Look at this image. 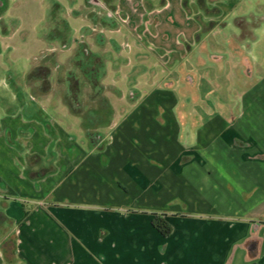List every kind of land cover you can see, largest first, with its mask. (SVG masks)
Returning <instances> with one entry per match:
<instances>
[{
  "label": "rangeland",
  "instance_id": "1",
  "mask_svg": "<svg viewBox=\"0 0 264 264\" xmlns=\"http://www.w3.org/2000/svg\"><path fill=\"white\" fill-rule=\"evenodd\" d=\"M4 1L7 12L0 15V35L4 38L0 130L10 118L22 114L17 113L21 101L16 103L15 88L29 103L32 94H46L38 98L45 112L39 118L47 126L57 125L65 136L57 130L48 133L52 141L63 137L64 142L60 148L47 147L38 163L45 169L41 173L52 174L60 159L100 157L97 153L104 151L103 160L109 165L94 162L91 173L110 181L111 204H120L123 199L112 185V179L120 176L127 181L126 203L180 216L186 208L197 206L201 190L209 191L215 184L221 191L228 189V183L233 186V166L212 165L203 182L198 175L202 165L197 155L201 154L188 152L199 138L194 123L203 127L214 115L260 112L264 106V0H121L115 4L116 11L112 0H107L105 9L86 0ZM54 1L61 5L60 18L65 23L60 33L66 48L62 42L48 45L46 41ZM108 14L115 24L105 21ZM35 58L39 59L33 69L40 66V75L47 78L41 88L28 79ZM88 61L92 66L86 65ZM145 100L148 108H139ZM140 109L159 111L158 122L166 124L159 127L173 130L172 143L180 142L184 147L181 163H174L179 151L176 147L168 149L170 158L165 161L164 130L154 131L160 157L154 163L142 158L148 153L145 146H135V139L144 141L142 125L140 129L131 125L124 131L116 130ZM228 121L232 122L231 118ZM92 146L99 152L91 154ZM228 154L221 151L216 155L225 159ZM218 168L221 179L214 172Z\"/></svg>",
  "mask_w": 264,
  "mask_h": 264
},
{
  "label": "crops",
  "instance_id": "2",
  "mask_svg": "<svg viewBox=\"0 0 264 264\" xmlns=\"http://www.w3.org/2000/svg\"><path fill=\"white\" fill-rule=\"evenodd\" d=\"M112 1L115 8L121 0ZM6 12L7 9L3 13ZM2 40L0 35V53ZM34 82L35 87L41 88L42 81ZM8 83L12 88L14 81ZM12 92L16 103L21 101L17 113L22 114L10 118L0 130V212L7 218L0 222V264H264V106L260 112L214 115L203 127L194 123L199 128V138L197 146L188 153L201 154L197 155L202 165L199 178L207 181L214 164L233 166L234 184L231 187L228 183L225 191L216 184L209 191L201 190L197 206L186 208L180 216L153 212L136 202L126 203L127 181L120 176L112 179V185L118 198L123 199L120 204H111L110 181L91 173L94 162L109 165L108 160H103L104 151L97 153L100 157L93 156L99 152L94 146L92 155L83 154L86 156L72 161L60 159L52 174L41 173L45 169H40L38 163L47 147L60 148L65 136L57 125L47 126L39 118L45 112L38 98L46 94L31 93L29 103L15 88ZM262 96L264 102V90ZM147 101L139 108H148ZM158 112L140 109L116 130L143 126L144 141L135 139V146L146 147L148 153L142 158L148 162L160 159L153 136L159 128L164 130L165 161L170 158L168 149L176 147L179 151L174 163H181L186 154L184 147L180 142L172 143L173 130L162 128L166 124L158 122ZM165 115L166 112L164 118ZM146 117L150 120L146 121ZM56 130L63 136L58 142L48 135ZM221 151H228V158L216 155ZM214 172L218 179L223 177L219 168ZM92 177L97 180L90 183ZM159 214L165 215L172 227L169 237L162 236L153 226V218Z\"/></svg>",
  "mask_w": 264,
  "mask_h": 264
},
{
  "label": "trees",
  "instance_id": "3",
  "mask_svg": "<svg viewBox=\"0 0 264 264\" xmlns=\"http://www.w3.org/2000/svg\"><path fill=\"white\" fill-rule=\"evenodd\" d=\"M0 3L2 4L0 5V15H1L6 9V4L4 0H0ZM60 11H61V7L58 4L53 3L50 14L47 19V22L52 23V27H50L48 35H47V41L48 42H62L63 47L66 48L67 42L65 40V37L60 33V27L62 25V22L65 23L60 18ZM248 35H249L248 32H245V36L248 37ZM39 72H41V67L37 66L29 74L28 79L30 81L40 80L42 82H45L47 78L41 76ZM4 220H7V218L0 212V222ZM153 226L164 237H169L172 234V227L167 222L165 215L159 214V215L154 216Z\"/></svg>",
  "mask_w": 264,
  "mask_h": 264
},
{
  "label": "water",
  "instance_id": "4",
  "mask_svg": "<svg viewBox=\"0 0 264 264\" xmlns=\"http://www.w3.org/2000/svg\"><path fill=\"white\" fill-rule=\"evenodd\" d=\"M87 2L93 7H96L99 9H105V6L101 3L100 0H87ZM111 16L112 15L110 14V17ZM257 228H259V225L258 224L254 225V229L257 230Z\"/></svg>",
  "mask_w": 264,
  "mask_h": 264
},
{
  "label": "flooded vegetation",
  "instance_id": "5",
  "mask_svg": "<svg viewBox=\"0 0 264 264\" xmlns=\"http://www.w3.org/2000/svg\"><path fill=\"white\" fill-rule=\"evenodd\" d=\"M101 1V3L105 6V8H107L108 6H107V0H100ZM0 5H2L1 3H0ZM105 21H107V23H113V20H112V18L110 17V14H108L107 16H106V19H105ZM77 61V60H76ZM87 66H92V63L90 62V61H88V63L86 64ZM191 80V79H190Z\"/></svg>",
  "mask_w": 264,
  "mask_h": 264
}]
</instances>
